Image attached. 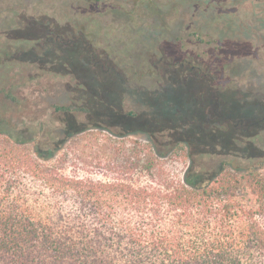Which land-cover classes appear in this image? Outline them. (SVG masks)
I'll list each match as a JSON object with an SVG mask.
<instances>
[{"label":"trees","instance_id":"16d2710c","mask_svg":"<svg viewBox=\"0 0 264 264\" xmlns=\"http://www.w3.org/2000/svg\"><path fill=\"white\" fill-rule=\"evenodd\" d=\"M84 1L98 5L102 0ZM214 1H203L208 11L202 16L219 21L213 27L216 53L199 61L176 51L165 64L161 90L130 85L126 70L114 67L112 73L126 81L123 97L113 83L95 81L105 70L93 65L109 60L80 39L81 30L73 32L71 25L48 16L0 18V114L18 103L13 85L69 77L67 91L74 98L68 108L96 117L101 107L108 114L135 97L151 102L166 96L178 122L192 127L186 142L209 138L222 149L215 168L205 172L190 166L180 179L165 170L151 147L134 141L138 158L125 174L135 172L145 181L81 179L48 165V155L28 147L32 138L5 131L2 124L10 128L13 121L0 117V264H264V160L236 166L230 159L264 158L253 143L264 136V85L253 86L252 78H245L251 65L261 63L260 42L254 26L235 24L233 14L215 13L208 4ZM157 14L162 19L163 13ZM67 36L75 44L62 42ZM68 52L91 61V77L76 79L78 71L59 64ZM179 80L187 84L185 91Z\"/></svg>","mask_w":264,"mask_h":264},{"label":"rangeland","instance_id":"374dc122","mask_svg":"<svg viewBox=\"0 0 264 264\" xmlns=\"http://www.w3.org/2000/svg\"><path fill=\"white\" fill-rule=\"evenodd\" d=\"M203 1L154 0L149 3L142 0H102L95 5L84 0H0V18L42 20L41 17L48 16L56 23L71 25L73 32L81 30L83 37L80 39L97 52H104L109 60V63L98 61L93 65L105 70V74L99 72L95 81L99 84L113 83L109 85L118 89L116 93L123 97L126 91H122V87L126 81L121 74L112 73L114 67L126 70L130 85L161 90L167 71L165 64L176 51L198 57L199 61H207L216 53L213 50L219 43L214 44L213 41L218 33L213 27H219V21L203 18L202 14L208 11ZM208 4H212L215 13L235 15V24L245 27L246 22L255 27L261 63L251 65L245 78L247 81L252 78L253 86L258 82L264 85V0H216ZM157 13H163L162 19L156 16ZM204 24L208 27H202ZM194 31L199 33L198 37L191 34ZM74 39L67 36L62 42L75 44ZM231 40L226 38V41ZM79 47L82 49V44ZM58 62L64 68L78 71L76 79L92 76L91 61L77 59L75 52L61 55ZM159 73L163 74L162 78ZM180 82L185 91L187 84ZM70 83L69 77L58 76L42 77L33 82L21 81L11 88L18 103L9 102L10 109L0 114L1 120L13 121L10 128L2 124V129L24 138L31 137L28 147L48 155L47 164L56 166L63 174L95 181L118 177L145 181L135 172L125 174L129 164L138 158L134 141L141 143L143 148L151 147L165 170L180 179L190 166L206 172L220 161L222 149L209 138L184 140L185 136H191L189 131H193L192 127L184 128L178 122L179 115L173 114L174 103L166 96L157 95L151 102L135 97V101L124 102L108 114L102 113L101 107L95 117L79 109L68 108L74 98V93L67 91ZM171 94L177 95L176 92ZM190 110L195 111L194 106H190ZM176 143L194 145L195 149H177ZM253 143L258 150L264 151V136L255 138ZM201 151L215 153L202 154ZM230 159L236 166H252L264 160Z\"/></svg>","mask_w":264,"mask_h":264}]
</instances>
